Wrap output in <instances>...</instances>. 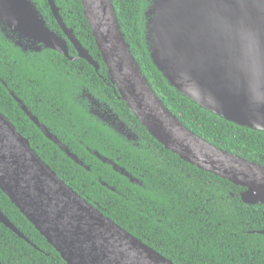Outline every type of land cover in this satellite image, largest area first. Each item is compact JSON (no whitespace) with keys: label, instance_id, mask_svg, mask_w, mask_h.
I'll return each mask as SVG.
<instances>
[{"label":"water","instance_id":"water-1","mask_svg":"<svg viewBox=\"0 0 264 264\" xmlns=\"http://www.w3.org/2000/svg\"><path fill=\"white\" fill-rule=\"evenodd\" d=\"M80 1L109 83L138 123L182 161L243 188L238 196L244 204L264 206V166L223 151L187 129L142 74L112 1ZM47 2L66 40L47 25L33 0H0V32L22 52H39L42 45L68 58L69 42L78 58L91 62L55 1ZM145 18L150 60L169 86L227 122L264 133V0H151ZM13 98L46 139L83 166ZM125 135L136 138L131 132ZM93 155L130 183L143 186L112 160L96 151ZM0 190L66 264H174L60 180L1 112ZM0 223L29 242L1 211Z\"/></svg>","mask_w":264,"mask_h":264},{"label":"trees","instance_id":"trees-1","mask_svg":"<svg viewBox=\"0 0 264 264\" xmlns=\"http://www.w3.org/2000/svg\"><path fill=\"white\" fill-rule=\"evenodd\" d=\"M59 14L82 46L107 70L83 16L80 0H54ZM121 32L156 96L192 133L213 146L264 166V133L237 126L201 109L169 86L150 60L145 42V12L151 0H111ZM54 31L59 27L47 0H33ZM22 52L0 32V112L27 138L31 148L104 216L174 264H264V206L246 205L243 188L182 161L133 119L134 144L88 116L74 100L77 67L48 50ZM82 62V61H81ZM96 95L106 85L88 79ZM114 89L113 86H110ZM111 94V91L108 90ZM16 96L77 158H68L41 134L16 103ZM113 97H115L113 95ZM77 136L82 142L67 140ZM65 138V139H64ZM124 168L143 186L129 182L93 152ZM88 167L89 170H86ZM105 182L115 191L102 186ZM0 211L29 241L0 223L1 264H66L44 237L0 190Z\"/></svg>","mask_w":264,"mask_h":264},{"label":"flooded vegetation","instance_id":"flooded-vegetation-1","mask_svg":"<svg viewBox=\"0 0 264 264\" xmlns=\"http://www.w3.org/2000/svg\"><path fill=\"white\" fill-rule=\"evenodd\" d=\"M54 32L58 36H60L66 40V38L63 35L60 28H59V31H54ZM67 44H68L69 57L66 58L63 55H61L59 53L58 54L63 56L68 61H70V67L69 68H74L76 66L75 62H77V61H80L79 63H81V65L77 67V70L74 71V72H77L78 78H80L79 81L76 80L78 82V84L76 85L77 92H76V95L74 97V100L77 103L76 105L78 107L82 108V110L88 116H90L92 119H94L95 121L100 123V125L106 127L108 130H110L112 132L118 133L119 135H121L126 140L131 141L134 144H137L139 139H138L137 135L135 134V132L133 131V129L129 126V125L136 126V124L134 123L135 121L133 119H131L129 114L118 103L117 100H120V99L118 98L117 94L115 93V89H111L110 86H112V85H110V83H109V77H108V79H106L107 77L102 78L103 76L100 74V70H101L100 60L93 58V56L90 55L89 51L87 49H85L83 46L82 47L88 51L92 61L89 62L84 58H78L77 57L78 52L76 51L75 47L69 42ZM40 47H41V50L39 52H36V53H41L43 51H47V49H44L42 45H40ZM28 53H30V52H28ZM100 59H101V56H100ZM101 62H102V59H101ZM107 76H108V74H107ZM96 77H97V79L101 80L104 85H106L105 89L101 88V92H103V94H101V95H96L86 85V81L88 79L89 80L92 79L95 81ZM108 90L111 91V94L108 92ZM113 95L115 97H113ZM114 98H116L117 100H115ZM40 124H42V123H40ZM42 125L45 126L44 124H42ZM49 132H50V130H49ZM129 132L135 134L136 138L134 141L126 138L127 135H125V134H127ZM66 139L67 140H74V141H77L79 143H81L82 142L81 140H83L82 138L80 139L77 136H68V137H66ZM107 159H109V158H107ZM109 160H111V159H109ZM114 163H116V162H114ZM109 166H111V165H109Z\"/></svg>","mask_w":264,"mask_h":264}]
</instances>
